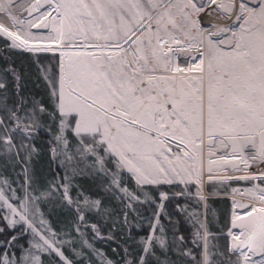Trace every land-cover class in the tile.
Instances as JSON below:
<instances>
[{"label": "snow or ice", "instance_id": "1", "mask_svg": "<svg viewBox=\"0 0 264 264\" xmlns=\"http://www.w3.org/2000/svg\"><path fill=\"white\" fill-rule=\"evenodd\" d=\"M0 38L5 51L23 50L38 65L39 54H60L58 77H45L51 104L24 95L15 68L5 69L11 91L0 76V158L21 169L16 180L0 177V264H121L96 241L127 227L128 212L139 215L133 205L155 203L145 186L202 187L205 148L209 181L250 185L231 189L227 231L212 233L196 219L187 248L179 221L160 203L139 253L128 259L125 248L123 264H264V0H0ZM44 116L56 124L55 133L47 129L53 160L61 167L76 160L84 167L73 175L87 170L107 180L105 191L126 209L122 219L67 174L41 190L31 162ZM120 173L134 178L144 201ZM54 194L72 213L59 232L39 207ZM108 217L113 227L102 236Z\"/></svg>", "mask_w": 264, "mask_h": 264}, {"label": "trees", "instance_id": "2", "mask_svg": "<svg viewBox=\"0 0 264 264\" xmlns=\"http://www.w3.org/2000/svg\"><path fill=\"white\" fill-rule=\"evenodd\" d=\"M7 57V59H5ZM39 65L36 63L37 57L23 51V50H4V39L0 38V76H6V80L9 84V88L14 86L12 84L11 73H5V69L9 67L15 68L22 76V87L24 95L35 97L37 100H42L46 104H51L49 99V84L45 77L51 79L52 75H59L58 63L59 56L57 54L41 53L39 54ZM42 123L45 124V130H42L37 137L32 141L35 145L39 155H35L32 158L31 167L34 173V177L40 186L41 190L47 187L49 181H52L54 177L56 179L62 178L65 174L71 180V183L77 186L78 190L89 195L93 199H102L104 203L115 212V219L120 220L123 218L124 209L123 204L119 199L113 197L111 193L105 191L107 180L100 176H95L87 173H77L73 175L74 168H83L84 164L76 160L72 162H66L64 167H61L57 161L53 160L51 147L55 145L52 143V135L48 134L47 129L50 128L53 133L56 131V124L47 116L42 118ZM71 139V138H70ZM60 159H63L61 157ZM111 167V165H109ZM21 171L20 167H16L15 171L11 167H5V162L0 158V177L7 178L9 180H16L17 173ZM115 171V169H113ZM120 179L122 185L126 184L129 190H133L137 195H140L141 201H144L145 197L141 195V192L137 189L134 178L129 177L126 173H120ZM247 183L240 182L234 183L232 181L221 183L219 181H212L207 185V191L209 193L221 194V196H211L208 198L200 199L196 195L199 190L202 194V190L190 182L187 186L182 183H174L173 185L161 184L145 186L143 192H146L155 203L141 204L137 207L139 215H135L132 212H128L129 225L121 229L117 224L115 231L112 232V240L109 241H96V247L102 249L110 259H120L123 264V258L125 257L124 249L127 248L131 253L127 258L133 259L139 253V240L141 237H146L149 230V220L151 219L152 212L156 209V205L163 203L164 209L162 212L168 213L172 216L174 221H179L177 227L179 228V234L185 237V244L187 248H193L192 240L193 233L197 230L198 225L196 219L203 220L208 224L209 231L212 233H219L221 229L225 232V220L230 217L232 198L231 189L236 186ZM16 186L15 184L13 185ZM77 188H73L71 194L75 198ZM160 192H166L169 194V199L165 201L160 200ZM173 192H184L188 195L172 198ZM179 204L181 208L185 210L181 211L177 209L176 205ZM186 206V208H185ZM40 211L43 212L44 219L49 221L53 229L57 232L66 229V224L71 220L72 213L64 207L59 198L54 194V198L50 201H45L39 205ZM195 213L196 217H191L189 214ZM113 217H108L104 220L103 230L101 235L107 236L109 229L113 227ZM90 224H98L99 220L96 216H92L88 221ZM161 222L167 227V220L161 215ZM134 225H139L135 227ZM169 238L171 233L169 232ZM129 236L131 239H129ZM63 239L72 240L75 239V235L62 237ZM25 247L27 244L24 240L21 241ZM219 243L223 244L224 241L220 240ZM75 246V245H74ZM78 249V246H75ZM112 249H116V253H113ZM157 257L164 259V256L159 249L156 250ZM66 254H69L66 251ZM169 259L176 261L175 255L169 254ZM183 264H188L184 261Z\"/></svg>", "mask_w": 264, "mask_h": 264}, {"label": "rangeland", "instance_id": "3", "mask_svg": "<svg viewBox=\"0 0 264 264\" xmlns=\"http://www.w3.org/2000/svg\"><path fill=\"white\" fill-rule=\"evenodd\" d=\"M54 47H57V46H54ZM49 53L50 54H57L59 56V58H60L59 51L49 52ZM57 67H58V71H59V63H58V66ZM213 159H215V157H213ZM203 165H204V172H203V177H202V187H200L198 185L197 186L202 190L204 198H208V197H211V196H219V195L221 196V194L209 193L207 191V185H208V183H210L212 181H209L208 180V173H207L208 156H207V149L206 148H205V151H204ZM238 174L241 175V173H238ZM175 183H180V182L177 181ZM194 184H195V182H194ZM245 187H249V186L248 185H244V184H240V185L236 186L235 188H245ZM231 195H233V194L231 193ZM231 211H232V205H231Z\"/></svg>", "mask_w": 264, "mask_h": 264}, {"label": "bare ground", "instance_id": "4", "mask_svg": "<svg viewBox=\"0 0 264 264\" xmlns=\"http://www.w3.org/2000/svg\"><path fill=\"white\" fill-rule=\"evenodd\" d=\"M230 175H239L238 172L237 173H230ZM232 198V195H229Z\"/></svg>", "mask_w": 264, "mask_h": 264}]
</instances>
